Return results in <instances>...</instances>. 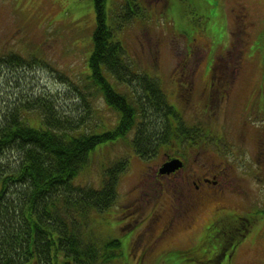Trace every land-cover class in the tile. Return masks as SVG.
Here are the masks:
<instances>
[{
    "label": "rangeland",
    "instance_id": "374dc122",
    "mask_svg": "<svg viewBox=\"0 0 264 264\" xmlns=\"http://www.w3.org/2000/svg\"><path fill=\"white\" fill-rule=\"evenodd\" d=\"M124 3L106 0L108 22L111 7L118 12ZM136 5L138 12L117 31V40L132 71L158 82L188 135L178 148L176 142L170 149L163 144L152 157H141L132 140L136 124L126 122L123 135L97 145L72 184L99 189L111 170L115 192L90 227L121 241L119 264H214L201 235L213 212L226 210L236 214L227 221L241 217L247 230L239 235L245 226L208 229L207 245L215 238L223 242L227 233L238 239L231 259L220 264H264V0ZM94 26L93 0H0V53L29 60L16 67L13 79L0 77V99L20 91L47 97L63 115L87 116L95 131L116 129L123 116L86 78ZM109 80L120 93L130 90ZM35 115L28 117L32 126L38 125ZM164 152L182 158L178 172L157 173ZM202 182L212 196L194 205L187 191ZM191 206V216L182 219ZM174 249L182 252L170 253Z\"/></svg>",
    "mask_w": 264,
    "mask_h": 264
},
{
    "label": "trees",
    "instance_id": "16d2710c",
    "mask_svg": "<svg viewBox=\"0 0 264 264\" xmlns=\"http://www.w3.org/2000/svg\"><path fill=\"white\" fill-rule=\"evenodd\" d=\"M136 1L125 0L118 12L111 7L108 22L106 0H93L95 26L92 50L86 61V78L105 104L123 116L116 129L95 131L94 124L90 127V123H86L87 116L63 115L47 97L33 94L26 97L22 96V91L10 98L6 93L1 97L0 264H119L123 256L121 241L117 237L101 236L90 227L94 214L104 211L113 202L114 173L106 170L107 178L99 189L72 184L74 177L86 165L97 145L123 135L127 130L126 122L136 124L132 140L141 157H152L163 144L170 149L169 145L176 142L178 148L187 139V125L165 101L158 82L132 71L117 40V31L138 12ZM30 60L36 62L35 56ZM24 62L29 60L14 52L0 53V77L6 73L10 75L6 77L13 79L16 67ZM109 78L118 83L116 86L129 84L128 93L116 91ZM6 80L8 83L9 79ZM31 113L39 118L37 126L31 125L28 118ZM94 113L96 118L97 113ZM165 154L164 162L182 159L175 154ZM229 215L236 214L217 212L203 227L201 239L214 264L225 260H220L222 254L231 259L228 256L236 250L238 239H228L230 233H227L223 242L215 238L213 248V244L207 245L211 242L208 229L214 225H232L234 230L245 226L240 222L241 217L235 223L234 219L227 221ZM225 220L227 224H223ZM246 230L247 226L239 235ZM127 244L123 248L126 254ZM175 251L182 252L174 249L170 253Z\"/></svg>",
    "mask_w": 264,
    "mask_h": 264
},
{
    "label": "flooded vegetation",
    "instance_id": "af4514ba",
    "mask_svg": "<svg viewBox=\"0 0 264 264\" xmlns=\"http://www.w3.org/2000/svg\"><path fill=\"white\" fill-rule=\"evenodd\" d=\"M166 155V154H165ZM182 160V159H181ZM180 170V169H179ZM179 170H177V172L179 171ZM157 173H159V174H163V173H160L159 172V169L157 170ZM166 174V173H165ZM165 174H163V175H165ZM204 181V180H203ZM210 182L209 181V179H205V181L204 182ZM211 184H214L215 186L217 185V183L216 182H214V181H211L210 182ZM202 184H203V182L201 183V185L199 186V185H194V188L192 189V191H187L188 192V194H187V197L193 202L194 201V205H198V204H201V203H203L204 202V200L205 199H207V198H209V197H211L212 195H210V192H207V188L205 187H201L202 186ZM209 188V187H208ZM210 202V201H209ZM194 210L192 209V206L190 207V210L188 211V212H186L185 213V215H184V218H182V219H185V217L186 218H188L189 216H191V214H192V212H193ZM226 212V210H221V211H219V213L220 214H222V213H225ZM217 212H213V216L216 214ZM166 255L167 256H169L167 253H166ZM225 259V260H228V259H226V255L225 254H222L221 255V259ZM228 258H231V255L230 256H228Z\"/></svg>",
    "mask_w": 264,
    "mask_h": 264
},
{
    "label": "water",
    "instance_id": "95a60500",
    "mask_svg": "<svg viewBox=\"0 0 264 264\" xmlns=\"http://www.w3.org/2000/svg\"><path fill=\"white\" fill-rule=\"evenodd\" d=\"M179 167H181V162L178 159H175V160H171L169 162L164 163L159 171L160 173L165 174Z\"/></svg>",
    "mask_w": 264,
    "mask_h": 264
}]
</instances>
